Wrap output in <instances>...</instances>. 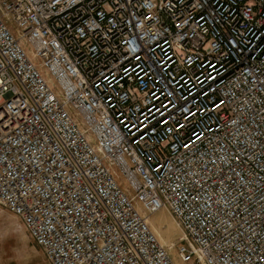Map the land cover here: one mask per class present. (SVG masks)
<instances>
[{"label":"built area","instance_id":"obj_1","mask_svg":"<svg viewBox=\"0 0 264 264\" xmlns=\"http://www.w3.org/2000/svg\"><path fill=\"white\" fill-rule=\"evenodd\" d=\"M0 205L50 264H175L160 208L264 264V0H0Z\"/></svg>","mask_w":264,"mask_h":264},{"label":"rangeland","instance_id":"obj_2","mask_svg":"<svg viewBox=\"0 0 264 264\" xmlns=\"http://www.w3.org/2000/svg\"><path fill=\"white\" fill-rule=\"evenodd\" d=\"M119 184L126 189L125 182L119 178ZM135 207L140 211L139 203ZM149 224L158 233L161 242L168 246L173 244L168 253L175 264L183 262L176 248L181 230L171 214L165 208L147 214ZM0 264H50L40 246L28 235L21 221L7 208L0 205Z\"/></svg>","mask_w":264,"mask_h":264}]
</instances>
